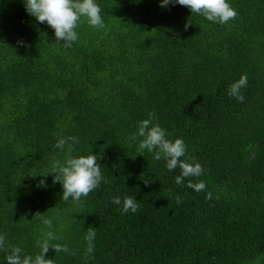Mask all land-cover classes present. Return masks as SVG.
Returning <instances> with one entry per match:
<instances>
[{"label": "trees", "instance_id": "obj_1", "mask_svg": "<svg viewBox=\"0 0 264 264\" xmlns=\"http://www.w3.org/2000/svg\"><path fill=\"white\" fill-rule=\"evenodd\" d=\"M229 2L237 16L222 25L160 0H97L103 27L82 20L65 47L23 0H0L8 245L34 257L51 231L50 244L68 251L50 246L48 264H264V0ZM241 75L243 103L228 95ZM150 112L169 139L183 138L181 159L199 162L203 175L177 184L179 167L137 151L128 137ZM60 137L78 138L72 155L94 153L107 181L79 201H64L46 174L54 156L65 158ZM117 196L136 197L137 212L123 213Z\"/></svg>", "mask_w": 264, "mask_h": 264}, {"label": "clouds", "instance_id": "obj_2", "mask_svg": "<svg viewBox=\"0 0 264 264\" xmlns=\"http://www.w3.org/2000/svg\"><path fill=\"white\" fill-rule=\"evenodd\" d=\"M26 12L34 17L40 23H47L54 29L57 41L64 42L65 47H71L78 40L76 31L82 20L87 21L93 28L103 27L104 21L101 15V8L97 0H23ZM169 5L185 6L191 10V14L203 16L207 21L219 24H227L231 19H235L237 11L232 7L229 0H160L161 7ZM189 25L185 24V28ZM23 43V41H21ZM248 80L246 75L233 82L229 86L228 95L234 97L238 102H244L242 89L247 87ZM170 134L158 122V116L155 112H150L148 118L143 119L137 125V131L131 134L128 139L136 146L139 153L147 151L153 155L155 160H165L168 171H173L177 167L181 172L175 177L177 184H183L185 178L200 177L204 173L202 165L186 157L187 145L183 138L177 137L174 140L169 139ZM76 137H60L55 147L61 151L66 150L65 158L61 161L55 156L51 160V170L48 173L55 174V181L62 185V199L68 201L70 198L79 201L81 197H86L90 192L97 189L102 182L106 183L98 163L97 157L92 154L72 155L73 144H78ZM67 146V147H66ZM46 174L44 178L38 181L39 186H47ZM36 176V175H34ZM196 192L206 188L203 181L193 183L191 180L188 185ZM177 204L182 202L180 197L176 198ZM114 205H122L123 213H136L138 203L136 197H125L123 201L120 197H113ZM44 224L49 228L52 226L51 220L45 219ZM95 233H91L88 239H93ZM57 239L51 231L44 234V239L39 242L41 252L30 256L23 252L19 246L8 245L3 235H0V250H5L6 255L0 264H48L45 254L50 246L56 252L68 251L67 247L53 246L50 241ZM91 251V248L89 249Z\"/></svg>", "mask_w": 264, "mask_h": 264}]
</instances>
